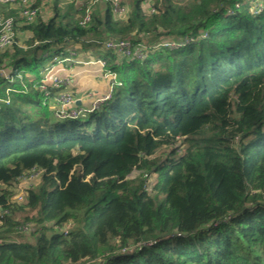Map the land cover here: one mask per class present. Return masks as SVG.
<instances>
[{"label": "trees", "instance_id": "obj_1", "mask_svg": "<svg viewBox=\"0 0 264 264\" xmlns=\"http://www.w3.org/2000/svg\"><path fill=\"white\" fill-rule=\"evenodd\" d=\"M242 1L123 0V19L37 2L0 49V264H264V0ZM55 57L103 59L111 97L57 120L40 89Z\"/></svg>", "mask_w": 264, "mask_h": 264}, {"label": "built area", "instance_id": "obj_2", "mask_svg": "<svg viewBox=\"0 0 264 264\" xmlns=\"http://www.w3.org/2000/svg\"><path fill=\"white\" fill-rule=\"evenodd\" d=\"M38 1L45 2L49 0H0V7H2L0 9V49L16 41L19 34L17 27L20 23L30 22L36 18L39 12V8L36 6ZM68 1L73 2V0ZM109 1H111L115 18L123 19L128 12V6L124 4L123 0ZM248 1H250V8L254 9L256 13L261 11V0ZM238 4L237 6H240ZM148 5L151 12L154 13L157 11L155 4L151 2ZM91 19L92 12L88 8L82 18L81 24L86 25ZM163 45L172 48L179 45V43L167 41ZM105 46L107 48L117 49L127 55L134 53L133 44L129 38H110L105 41ZM137 51V56L140 57L142 53L139 49ZM54 62L53 65H50L42 72L43 78L40 89L49 97V104L53 110V116L57 120H66L68 118H77L80 115H86L111 97L117 75L113 71L106 70V62L103 59L89 60L85 63L77 61L76 63L78 64L96 63L99 65V68L92 74H83L80 77H77L73 71V60L71 58L62 59L55 57ZM70 63V66H65V64L68 65ZM60 64L63 65L62 74L61 69H57V66ZM0 77L12 80L13 74L8 69L0 68ZM90 82L95 86H90ZM99 87H106V90L102 92L98 89ZM1 101L2 99L0 98ZM39 175L40 172H37L19 181L16 185V194L11 197L9 203H21L27 192V186L23 187L22 184ZM0 222L2 223L1 220ZM29 225L30 223H27L23 226L24 231L30 229H28ZM68 228L69 226H67V230Z\"/></svg>", "mask_w": 264, "mask_h": 264}, {"label": "crops", "instance_id": "obj_3", "mask_svg": "<svg viewBox=\"0 0 264 264\" xmlns=\"http://www.w3.org/2000/svg\"><path fill=\"white\" fill-rule=\"evenodd\" d=\"M2 9V7H0ZM87 62V61H85ZM84 62V63H85ZM61 69V74L63 73V65H58L57 69ZM99 68V65L96 63H90V64H83L80 65L78 63H73V71L77 75V77H80L83 74L93 73Z\"/></svg>", "mask_w": 264, "mask_h": 264}, {"label": "rangeland", "instance_id": "obj_4", "mask_svg": "<svg viewBox=\"0 0 264 264\" xmlns=\"http://www.w3.org/2000/svg\"><path fill=\"white\" fill-rule=\"evenodd\" d=\"M243 4H245L247 7H250V1H248V0H246V1H242V2H239V4L238 5H243ZM81 62H85V61H81ZM76 63V62H75ZM54 64V62H51L50 63V65H53ZM50 65H48V66H50ZM71 65V63L70 64H68V65H66L65 64V66H70ZM80 65V64H79ZM92 74V73H91ZM88 79H91V78H88ZM90 86H95V85H93L92 84V82H90ZM99 90H101L102 92H104L105 90H106V87H103V88H101V87H99L98 88ZM84 121H85V117H83L82 118V120H81V123H84ZM137 172L135 171L133 174H136ZM33 180H28L27 182H25V183H23L22 184V186L23 187H26L27 185H29L30 184V182H32ZM17 185V184H16ZM14 194H16V186H14ZM21 215V214H20ZM31 227V224L29 225V227H28V229ZM23 234H25V235H23V237L22 238H20V240L19 241H22V242H27L28 240H30L28 237L30 236V232H29V230H27V232H24Z\"/></svg>", "mask_w": 264, "mask_h": 264}]
</instances>
